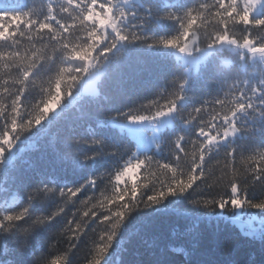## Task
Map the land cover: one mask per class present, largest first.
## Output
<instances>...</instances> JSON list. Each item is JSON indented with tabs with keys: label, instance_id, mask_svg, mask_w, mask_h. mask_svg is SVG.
Returning <instances> with one entry per match:
<instances>
[{
	"label": "snow or ice",
	"instance_id": "obj_1",
	"mask_svg": "<svg viewBox=\"0 0 264 264\" xmlns=\"http://www.w3.org/2000/svg\"><path fill=\"white\" fill-rule=\"evenodd\" d=\"M0 192L11 264H176L116 257L184 201L183 264H227L204 222L264 250V0H0Z\"/></svg>",
	"mask_w": 264,
	"mask_h": 264
},
{
	"label": "trees",
	"instance_id": "obj_2",
	"mask_svg": "<svg viewBox=\"0 0 264 264\" xmlns=\"http://www.w3.org/2000/svg\"><path fill=\"white\" fill-rule=\"evenodd\" d=\"M8 3H19L24 5L26 2L29 6L32 0H7ZM109 94L111 90L108 89ZM103 96L99 100H93L91 103H104ZM51 139V137H49ZM37 148L39 150H37ZM37 148H33L25 154V158L29 162L40 163L45 157V142H41ZM50 153L51 149L48 148ZM7 187V186H5ZM257 194L259 189L257 188ZM0 198L11 199L10 192H0ZM208 210L204 208H196L190 205L187 201L183 202L180 209L181 215L169 212L152 220L150 224L141 228L140 236L135 239L131 245L127 246V251L123 252L121 256H117L116 260L124 261L152 259L156 256L167 255L169 258H175L176 264H183L187 259L184 254H178L177 249H184L187 252L189 248V229L192 228V221L186 218L183 213H187L188 217L192 215H201ZM219 211V210H217ZM256 211V210H250ZM254 227L259 229V222H253ZM201 232L213 236L219 241L218 244L211 246V254L206 255V259H215L227 264H264V250L258 239L252 242L246 239L239 231L237 226L232 224L220 223L219 226L215 222H204L199 225ZM85 249L81 247L73 257V264H84ZM4 264H11L14 258L11 255L0 257Z\"/></svg>",
	"mask_w": 264,
	"mask_h": 264
}]
</instances>
